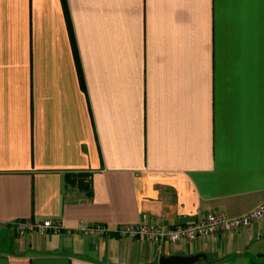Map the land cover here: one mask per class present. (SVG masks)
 <instances>
[{
	"label": "crops",
	"instance_id": "crops-1",
	"mask_svg": "<svg viewBox=\"0 0 264 264\" xmlns=\"http://www.w3.org/2000/svg\"><path fill=\"white\" fill-rule=\"evenodd\" d=\"M263 201L264 0H0V264H264V218L194 241L117 232ZM45 219L61 228L10 227Z\"/></svg>",
	"mask_w": 264,
	"mask_h": 264
},
{
	"label": "built area",
	"instance_id": "built-area-1",
	"mask_svg": "<svg viewBox=\"0 0 264 264\" xmlns=\"http://www.w3.org/2000/svg\"><path fill=\"white\" fill-rule=\"evenodd\" d=\"M263 218L264 201L239 216H229L224 212H209L190 226L175 225L170 227L157 222H142L121 225L117 228V232L120 236L139 238L153 243H158L163 240H169L171 242L181 240L194 241L202 238H210L219 234H226L243 227H249L253 222L260 221ZM10 227L20 236L33 232L46 235L49 232L61 228L60 224L53 219H45L44 221L16 220L10 224ZM80 232L85 236L100 238L109 233L110 230L103 224H84L80 227Z\"/></svg>",
	"mask_w": 264,
	"mask_h": 264
},
{
	"label": "water",
	"instance_id": "water-1",
	"mask_svg": "<svg viewBox=\"0 0 264 264\" xmlns=\"http://www.w3.org/2000/svg\"><path fill=\"white\" fill-rule=\"evenodd\" d=\"M201 257H206L203 253L192 255L172 254L169 256L163 255L160 258L159 264H196Z\"/></svg>",
	"mask_w": 264,
	"mask_h": 264
},
{
	"label": "trees",
	"instance_id": "trees-1",
	"mask_svg": "<svg viewBox=\"0 0 264 264\" xmlns=\"http://www.w3.org/2000/svg\"><path fill=\"white\" fill-rule=\"evenodd\" d=\"M65 9L68 14V8L66 5H65ZM77 63L78 66L80 67L81 64L78 58H77ZM66 178L68 185H72V186L75 185V186H79L80 188L89 189V185H90L89 181L90 179L92 180V175L90 176V173H86V172H69L66 174Z\"/></svg>",
	"mask_w": 264,
	"mask_h": 264
}]
</instances>
